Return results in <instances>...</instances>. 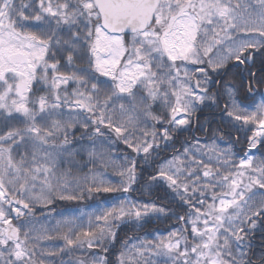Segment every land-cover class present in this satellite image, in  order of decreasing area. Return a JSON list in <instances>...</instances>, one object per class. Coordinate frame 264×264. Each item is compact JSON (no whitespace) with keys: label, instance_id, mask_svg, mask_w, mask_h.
<instances>
[{"label":"snow or ice","instance_id":"6c2138e0","mask_svg":"<svg viewBox=\"0 0 264 264\" xmlns=\"http://www.w3.org/2000/svg\"><path fill=\"white\" fill-rule=\"evenodd\" d=\"M0 264H264V0H0Z\"/></svg>","mask_w":264,"mask_h":264},{"label":"trees","instance_id":"16d2710c","mask_svg":"<svg viewBox=\"0 0 264 264\" xmlns=\"http://www.w3.org/2000/svg\"><path fill=\"white\" fill-rule=\"evenodd\" d=\"M199 135V133H197ZM190 135V134H188ZM176 147H179V145L177 144ZM171 152V149H169V154ZM147 175V173H146ZM140 192L137 191L136 192V196H139ZM147 195V194H145ZM113 197L111 194H107L106 196H101L98 199L102 202H107V200H111ZM153 199H158V201L160 203H171L172 198L171 196L165 192V190L163 188H158V189H154L153 190V194L152 197ZM97 198H93L92 200H85L80 206L83 207L84 205L87 204H94ZM173 207H175V204L172 205ZM57 210H63V209H69V208H74L75 205L69 204V203H58L57 204ZM173 221H163V220H156L153 223L149 224L144 231H139V230H135L133 231L131 228H124L121 233L120 236L122 238L126 237V236H134V235H140V236H144V234L146 232H152L154 230H160L161 232H163L164 230L168 229L171 225H172ZM150 238V237H149Z\"/></svg>","mask_w":264,"mask_h":264},{"label":"rangeland","instance_id":"374dc122","mask_svg":"<svg viewBox=\"0 0 264 264\" xmlns=\"http://www.w3.org/2000/svg\"><path fill=\"white\" fill-rule=\"evenodd\" d=\"M151 238V237H150Z\"/></svg>","mask_w":264,"mask_h":264}]
</instances>
